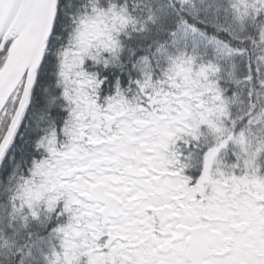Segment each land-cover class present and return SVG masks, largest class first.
<instances>
[{"label":"snow or ice","instance_id":"obj_1","mask_svg":"<svg viewBox=\"0 0 264 264\" xmlns=\"http://www.w3.org/2000/svg\"><path fill=\"white\" fill-rule=\"evenodd\" d=\"M0 264H264V0H0Z\"/></svg>","mask_w":264,"mask_h":264}]
</instances>
